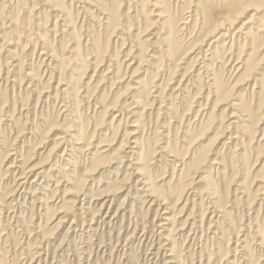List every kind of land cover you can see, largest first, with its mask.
<instances>
[{
	"label": "rangeland",
	"instance_id": "rangeland-1",
	"mask_svg": "<svg viewBox=\"0 0 264 264\" xmlns=\"http://www.w3.org/2000/svg\"><path fill=\"white\" fill-rule=\"evenodd\" d=\"M0 264H264V0H0Z\"/></svg>",
	"mask_w": 264,
	"mask_h": 264
},
{
	"label": "bare ground",
	"instance_id": "bare-ground-1",
	"mask_svg": "<svg viewBox=\"0 0 264 264\" xmlns=\"http://www.w3.org/2000/svg\"><path fill=\"white\" fill-rule=\"evenodd\" d=\"M160 16V15H159ZM226 20V19H225ZM234 21L235 20H233L232 18H228V23H225L226 25H229L230 24V26H229V28L232 26V24L234 23ZM215 28V27H214ZM214 28L213 29H211V30H209L208 31V33H206V35H207V37H208V34H212L213 33V31H214ZM205 35V36H206ZM224 36L226 35V34H223ZM24 178V177H23ZM166 221V220H165ZM162 225H164V224H162ZM166 225V224H165Z\"/></svg>",
	"mask_w": 264,
	"mask_h": 264
}]
</instances>
